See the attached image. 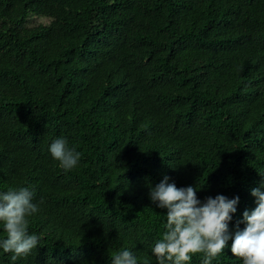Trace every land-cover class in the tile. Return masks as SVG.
<instances>
[{"label":"trees","instance_id":"16d2710c","mask_svg":"<svg viewBox=\"0 0 264 264\" xmlns=\"http://www.w3.org/2000/svg\"><path fill=\"white\" fill-rule=\"evenodd\" d=\"M61 137L71 170L49 152ZM165 176L201 203L239 198L212 264H242L232 237L264 192V0H0V194L33 190L40 238L0 264L125 249L157 264L167 210L149 193Z\"/></svg>","mask_w":264,"mask_h":264},{"label":"clouds","instance_id":"9594fccd","mask_svg":"<svg viewBox=\"0 0 264 264\" xmlns=\"http://www.w3.org/2000/svg\"><path fill=\"white\" fill-rule=\"evenodd\" d=\"M49 152L65 170L75 167L80 156L62 137L50 144ZM168 180L165 176L149 193L157 207L167 210L165 231L152 248L157 264H187L196 254H203L201 264H212L229 240L228 222L239 198L217 195L201 203L195 188H177ZM251 195L255 197L256 207L251 212L244 211L245 227L234 233L231 253L241 258L242 264H264V192L255 188ZM33 196L29 187L9 188L0 194V223L6 232V238L0 239V248L4 253H13V260L27 256L40 239L27 230L26 218L38 211ZM110 259L112 264H137L128 249L112 253Z\"/></svg>","mask_w":264,"mask_h":264}]
</instances>
